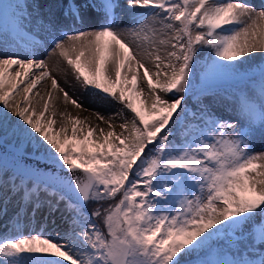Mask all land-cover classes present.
<instances>
[{
  "label": "snow or ice",
  "instance_id": "6c2138e0",
  "mask_svg": "<svg viewBox=\"0 0 264 264\" xmlns=\"http://www.w3.org/2000/svg\"><path fill=\"white\" fill-rule=\"evenodd\" d=\"M93 6L65 4L62 15L73 27L62 31L41 4L25 12L14 0L0 3V131L14 116L12 134L43 147L44 163H51L47 170L18 163L11 187L0 177V193L18 195L33 217L63 204L73 221L64 234L43 227L0 234V264H264V150L252 143L257 125L264 130V65L258 88L249 77L247 92L237 97L235 119L216 117L207 105L188 106L191 95L219 81L243 79L245 62L264 54V7L127 0L138 15L132 27H122L114 0H100L96 26L75 27L85 23L82 8ZM45 25L53 33L49 55L66 61L86 90L121 104L119 133L111 117L99 114L107 130L88 122L87 135L77 128L84 123L78 116H46L56 90L64 105H82L30 50L38 44L35 28ZM9 32L22 42L15 51L7 47ZM45 78L47 96L36 91L34 102L29 94ZM57 114L66 119L52 135Z\"/></svg>",
  "mask_w": 264,
  "mask_h": 264
},
{
  "label": "rangeland",
  "instance_id": "374dc122",
  "mask_svg": "<svg viewBox=\"0 0 264 264\" xmlns=\"http://www.w3.org/2000/svg\"><path fill=\"white\" fill-rule=\"evenodd\" d=\"M14 2H18L21 5H24V11L28 12L31 11L36 7L37 4L43 5L41 11H43L49 20H51L54 24H57V26L63 31L67 28L73 27L71 24V21L62 15L64 11V5L67 3H78L81 5L84 4H93L94 6L92 8H82V12L84 14L85 23L83 25L77 24L75 27L87 29L89 27H95L96 24L94 21L97 19V15L99 13V9L95 7L96 4L100 2V0H14ZM114 2L118 5L116 8V14L120 17V19L123 21L122 27H132V22L137 18V12L129 9L127 5V0H114ZM243 2H246L256 8H262L264 6V0H243ZM253 2H257V5H255ZM0 3H4V0H0ZM28 5H31V8L27 7ZM35 32L37 33L36 37L38 38V44L35 46V48L30 49L37 52V54L48 61L56 59L57 62H59V68L54 66L51 67L50 63V69L51 74L54 75L60 85V87H63L66 91H68L69 95L72 94L73 98L77 99L79 103L82 105V107L77 108L69 103V107L67 112L71 113L73 116H78L81 118V120L84 122L80 125H77V128L83 127L84 128V134L87 135V124L90 122L93 125L99 124L100 126L104 127L105 130H107V126L99 121L97 119V115L104 116L107 118H112V122L115 125V131L119 133L121 131L120 124L123 123V120L117 116V113H120L121 110V104L117 103L113 98L108 97L105 98L104 96L97 95L95 92L91 90H86L84 87H82L79 82L76 80L75 73L72 70L71 66L67 65L66 61H64L61 57H59L56 54L49 55L51 52L52 47V38L53 33L48 28L47 25L41 28H35ZM109 39V38H106ZM5 40L7 41V47L15 51L17 50V44L22 42H15L12 34L9 32V34L5 37ZM5 48V44L3 41H0V51H3ZM21 51L24 50V48H20ZM255 54H258L255 58L253 57ZM261 65H264V54H261L260 52L253 53L251 55V58L245 62V69H246V76L243 79H229V80H223L215 83L212 85L209 90L199 93V94H193L190 96L188 100V106L190 109H195L198 104L201 106L207 105L209 108V111L214 114V116L222 118V119H235L238 116L237 111V97L240 95L242 91L247 92L248 87L250 85L249 77L252 78V81L255 82V86L258 88L259 85V67ZM150 67V63L148 65ZM33 71H36V69H33ZM143 70H140V74L142 75ZM132 73L128 72L129 78H131ZM139 79V77H138ZM140 86L145 89V97L148 96L147 91V84L146 81L140 79ZM50 89V79L45 78L44 81L41 82L40 85L37 86V89L33 90V93H30V99H32L34 102L39 99V97L35 96V92L39 91L41 95H44L45 92H48ZM59 92V90H58ZM23 93H19L16 98L22 99ZM43 101H41L37 105V112L42 109ZM51 109L49 108V111L46 113V116H50ZM124 115H127V117L130 119L131 114L129 112H125ZM56 124L53 125V129H50V134L56 135V132L58 131L59 126L61 123L66 119V117L60 118L58 120L56 117ZM16 118L13 116L10 121V130L8 133L3 134L2 131H0V138L1 143L4 148L7 150H11L14 147H10V144L17 147L22 153L21 154H27V155H36L41 156L43 158H46V155L44 154L45 150L40 145L36 144L34 141H29L26 138H23L22 136H14L11 131V125L14 124ZM41 123L43 126L47 127V121L45 119L41 120ZM69 131L68 135H71V124L68 125ZM79 135V133H78ZM94 139V137H89V141ZM252 143L257 151L264 150V130H261L259 125H257L255 133L252 138ZM14 155V153H11ZM17 156V155H16ZM0 159L5 160L3 157ZM2 164L0 167H3V172H0V177L4 178V172L7 173V176L10 175L11 177L8 178V180H11L16 174L11 167L4 165L5 163L1 162ZM7 184V187H11L10 181H5ZM8 191L6 189V192L3 193V195H8ZM16 198L13 200V203H10L5 206V209L3 210V215L1 218V224H5L4 230H7L9 228H17L19 226H25V223L22 221V216L25 217L29 214H31L30 206L28 208H23L24 211H21V200L18 195H16ZM1 205L4 204V200H0ZM26 211V212H25ZM40 211L41 213L46 214V211L48 212L47 206L43 207ZM65 218L69 219L71 218L70 214L67 212L65 215ZM73 227V223L67 224V230H70ZM3 230V229H2ZM0 231V234L3 233V231Z\"/></svg>",
  "mask_w": 264,
  "mask_h": 264
},
{
  "label": "bare ground",
  "instance_id": "6f19581e",
  "mask_svg": "<svg viewBox=\"0 0 264 264\" xmlns=\"http://www.w3.org/2000/svg\"><path fill=\"white\" fill-rule=\"evenodd\" d=\"M255 5H257V2H253ZM264 6V5H261ZM256 53V52H255ZM258 54H255L253 57L255 58ZM50 63L51 67L53 68L57 64V60H51L48 61ZM70 95H72L70 93ZM44 96H47V92L44 93ZM69 107L68 105L63 104V94L58 92V90L53 92V98L50 101V109L51 111H56L57 113L62 112V111H67ZM56 118L60 120L61 117L59 114H57ZM11 176L8 175L5 177V181H11L8 180ZM6 189L3 191L6 192ZM3 193H0V200H4V204L1 205L0 203V223H1V218L3 215V210L5 209V206L13 203L14 199L16 198L15 193H9L8 195H3ZM24 209L21 208L20 212H23ZM26 212V211H25ZM42 211H39L36 213V215L33 217L32 214H29L25 217L22 216V221L25 223V226H19L17 228H9L7 230H4L5 224H0V231L2 230L3 233L2 235H13L15 231L23 232L27 234L29 231L32 229H37L39 230L41 227H43L47 232L52 233L53 235L60 233L64 234L67 230V224L68 223H73L72 218H65L66 211L64 210V205L61 204L60 206V211L54 212V213H49V211H46V214L41 213Z\"/></svg>",
  "mask_w": 264,
  "mask_h": 264
},
{
  "label": "trees",
  "instance_id": "16d2710c",
  "mask_svg": "<svg viewBox=\"0 0 264 264\" xmlns=\"http://www.w3.org/2000/svg\"><path fill=\"white\" fill-rule=\"evenodd\" d=\"M130 119H131V117H130ZM10 130V126L8 125V126H6V128H5V130L4 131H2L3 133H7L8 131ZM24 138V137H23ZM115 201H109L108 203H114ZM93 207H95V205H93V204H89L88 206H87V211L90 213L91 212V210H92V208ZM190 259H196V256L194 255L193 257H191Z\"/></svg>",
  "mask_w": 264,
  "mask_h": 264
}]
</instances>
